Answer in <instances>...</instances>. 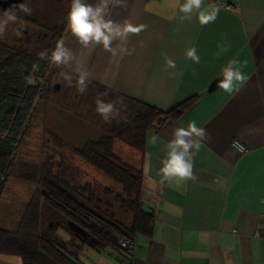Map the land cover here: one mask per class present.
I'll use <instances>...</instances> for the list:
<instances>
[{
	"label": "crops",
	"instance_id": "crops-1",
	"mask_svg": "<svg viewBox=\"0 0 264 264\" xmlns=\"http://www.w3.org/2000/svg\"><path fill=\"white\" fill-rule=\"evenodd\" d=\"M209 4L221 11L214 23L201 26L195 16L180 18L176 0H125L111 19L147 28L130 34L123 42L130 54L122 56L82 48L66 25L60 40L92 73L88 86L161 112L193 100L177 119L149 133L144 155L136 156L143 208L154 216L151 238L135 239L130 261L117 251L79 248L74 240L81 264H264V0H205L204 7ZM218 45L228 51L217 56ZM191 47L199 64L185 55ZM232 58L243 62L248 80L230 95L218 85ZM53 67L56 78H63L66 69ZM191 120L210 139L194 149L195 180L177 187L175 180L162 182L159 169L173 130ZM232 142L246 153L239 154ZM0 264L21 261L0 255Z\"/></svg>",
	"mask_w": 264,
	"mask_h": 264
},
{
	"label": "trees",
	"instance_id": "trees-1",
	"mask_svg": "<svg viewBox=\"0 0 264 264\" xmlns=\"http://www.w3.org/2000/svg\"><path fill=\"white\" fill-rule=\"evenodd\" d=\"M68 1L70 7L71 0ZM66 14L52 37L53 45L47 46L49 54L64 33ZM3 52L0 51V194L13 168L15 150L24 140L39 102L57 79L53 65L38 59V55L9 53L6 49ZM33 63L39 64L38 72L31 71ZM29 76L35 80L34 84L26 82L25 77ZM86 93L94 97V108L96 97L104 94L102 99L115 102L119 114L110 122L98 118L97 135L88 138L82 146H73L48 132L59 149L56 173L51 175L47 171L35 180L43 188L39 198L42 201L32 200L18 227L13 231L0 229V255L19 258L21 264H81L76 255L81 247L98 253L113 250L125 258L120 239L151 238L154 216L143 208L142 172L138 163H130L126 158L136 160V156H143L147 135L177 119L193 100L161 112L92 86H88ZM69 154L103 176L110 186L101 187L95 184L96 180L83 185L79 168L67 162ZM44 217L58 218L60 225H55V229L66 228L73 240L79 242V248L58 238L60 245L55 236L41 231ZM71 225L84 235H76ZM68 245L72 246V252L66 249Z\"/></svg>",
	"mask_w": 264,
	"mask_h": 264
},
{
	"label": "clouds",
	"instance_id": "clouds-1",
	"mask_svg": "<svg viewBox=\"0 0 264 264\" xmlns=\"http://www.w3.org/2000/svg\"><path fill=\"white\" fill-rule=\"evenodd\" d=\"M205 0H176L182 20H191L195 16L201 26L214 23L221 11L220 6L209 4L204 7ZM125 0H95L88 3L87 0H71L65 20L70 34L75 38L82 48H100L111 56L130 54L125 41L131 35H139L146 30L147 25L142 23H132L128 19L115 22L111 19V12L117 7H124ZM18 12L31 15L32 9L26 3L10 6L0 16V37L6 33L10 22L18 19ZM115 43V46L113 44ZM217 56L228 51V46L218 45ZM186 57L195 64L200 63V55L195 47L187 49ZM38 59L47 60L50 64L63 67L66 71L63 78L72 86L75 78V87L80 94L87 91L88 84L92 79V73L80 61H77L75 53L65 46L63 40L56 43L50 54L47 49L38 53ZM169 68H175V62L168 61ZM244 64L237 58H232L226 62L222 69V78L219 81V88L225 93L233 94L239 90L248 80L244 72ZM33 73L39 71V64L33 63L31 66ZM28 84H34L35 80L29 76L25 77ZM100 94L95 99V111L105 122H110L119 114V109L115 102L104 101ZM208 137L205 129L198 127L195 120H191L187 127H176L172 137L166 145V158L162 160L159 174L163 181L172 182L175 180L176 186L180 181L195 180L193 172L194 149H198L200 142L207 141ZM157 137L153 136L155 143ZM237 150H242V145L235 146Z\"/></svg>",
	"mask_w": 264,
	"mask_h": 264
},
{
	"label": "rangeland",
	"instance_id": "rangeland-1",
	"mask_svg": "<svg viewBox=\"0 0 264 264\" xmlns=\"http://www.w3.org/2000/svg\"><path fill=\"white\" fill-rule=\"evenodd\" d=\"M52 4H57L56 9L59 13V15L53 13V19L55 18L60 23L63 13L68 10L69 1L62 0V3L59 4L56 0L47 1L48 7ZM24 27L25 25L21 26V30L16 36L22 35L20 33L23 32ZM74 82L73 80L72 86H69L64 79H55L52 83V89L39 102L37 112L24 140L15 150L13 168L6 180L7 182H5L4 191L0 194V229L2 230H15L32 200L42 201L39 198L43 188L35 180L47 171L51 175L56 173L57 159H59L57 151L59 149L55 147V143H52L53 140L48 132L64 138V142L67 141L73 146H82L88 138L97 135L95 122L98 118H102L92 106L94 97H90L86 92L80 94ZM67 160L73 167L79 168V178H81L79 180L83 185L96 180L97 183L95 184L101 187L110 186V183L104 180L103 176L91 171L72 154L67 156ZM127 161L134 162L135 165L138 163L137 160L129 157ZM67 167L69 172L70 165ZM27 174L30 176L27 177ZM45 218H42L40 224L41 231L55 236L54 240L60 245L62 243L60 240L68 243L74 242L66 228H61L58 231L55 229V225L59 224L58 218L52 220ZM66 249L71 251L72 246L68 245Z\"/></svg>",
	"mask_w": 264,
	"mask_h": 264
},
{
	"label": "flooded vegetation",
	"instance_id": "flooded-vegetation-1",
	"mask_svg": "<svg viewBox=\"0 0 264 264\" xmlns=\"http://www.w3.org/2000/svg\"><path fill=\"white\" fill-rule=\"evenodd\" d=\"M11 0H0V16L3 15L4 11L12 5L26 3L31 9V15H25L22 12H18V19L15 22H10L6 33L3 37H0V51L4 54L6 49L9 53L15 51L35 54L44 49H47L48 45L52 44V37L58 31L62 24L64 15L61 22L53 19V13L58 14L57 4H52L48 7V0H19L18 2H10ZM56 2L62 3V0H56ZM43 3V4H42ZM61 11V10H60ZM25 25L23 32L20 35L16 34L21 30V26ZM57 42H55L53 49Z\"/></svg>",
	"mask_w": 264,
	"mask_h": 264
},
{
	"label": "built area",
	"instance_id": "built-area-1",
	"mask_svg": "<svg viewBox=\"0 0 264 264\" xmlns=\"http://www.w3.org/2000/svg\"><path fill=\"white\" fill-rule=\"evenodd\" d=\"M222 8L224 10H227V11L231 10V8L229 6H226V5L222 6ZM236 145H240V144H238L237 142H232V147L236 151H238L239 154L246 153V150H245L244 147H243L242 150H237V148L235 147ZM119 242H120V246H121V249L123 251V254L125 255V258L130 261L131 258H132L133 250L136 247L135 241L134 240H129V239H120Z\"/></svg>",
	"mask_w": 264,
	"mask_h": 264
},
{
	"label": "water",
	"instance_id": "water-1",
	"mask_svg": "<svg viewBox=\"0 0 264 264\" xmlns=\"http://www.w3.org/2000/svg\"><path fill=\"white\" fill-rule=\"evenodd\" d=\"M19 0H11L10 2H18ZM71 230L76 233V235H84L78 228L70 226Z\"/></svg>",
	"mask_w": 264,
	"mask_h": 264
}]
</instances>
